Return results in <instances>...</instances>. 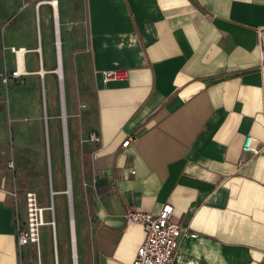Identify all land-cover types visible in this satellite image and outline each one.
<instances>
[{"label": "crops", "instance_id": "1", "mask_svg": "<svg viewBox=\"0 0 264 264\" xmlns=\"http://www.w3.org/2000/svg\"><path fill=\"white\" fill-rule=\"evenodd\" d=\"M49 1L0 0V83L16 65L11 46L26 48L27 73L9 84L36 74L45 85L67 65L78 96L79 264H131L145 231L126 211L157 212L167 201L198 234L181 240L173 264H264V0ZM115 68L128 76L104 83L102 71ZM59 107L61 116L60 92ZM52 117L45 103L47 145ZM93 130L98 143L87 140ZM248 134L259 154L243 150ZM5 175L0 160V264L36 262L34 244L18 245L24 200Z\"/></svg>", "mask_w": 264, "mask_h": 264}, {"label": "rangeland", "instance_id": "2", "mask_svg": "<svg viewBox=\"0 0 264 264\" xmlns=\"http://www.w3.org/2000/svg\"><path fill=\"white\" fill-rule=\"evenodd\" d=\"M36 24V22H35ZM35 29V36H37ZM52 33V32H51ZM50 33V34H51ZM44 38H47L44 35ZM52 41V40H51ZM36 43V42H35ZM9 46H7L8 48ZM4 48V46H3ZM53 52L52 44H43V55ZM30 63L33 69L39 70L38 52L31 53ZM54 61L49 56L47 67L54 66ZM32 69V68H30ZM68 68L64 71V91L69 113L68 127L70 137V149L73 166L72 172L73 201L75 198V182L73 179L77 169L79 156L77 154L78 138L75 135V124L78 121L74 117V107L78 96L74 82L69 81L67 76ZM54 73V72H53ZM48 73L45 85L39 75L34 76L31 83L29 77L13 84L0 83L3 86L0 92V139L1 146V167L7 179H16L18 183V198H23L27 190H35L39 196L40 204L43 206L54 204V211H46V219H52L55 215V234L57 249H55L54 228L52 225H45L41 228V255L42 264H73L72 241L70 226V201L67 194L62 193L66 186L65 169V146L61 141V123L59 107L60 86L56 73ZM12 90V91H11ZM46 93V94H45ZM45 103L49 117V147L50 155L47 153V136L45 131ZM14 159L15 167L11 169L9 162ZM6 174V173H5ZM9 182V180H7ZM78 186L76 185V191ZM55 191V194H52ZM80 201V199H79ZM24 204V201H23ZM75 201L73 202L75 216ZM25 206V204H24ZM80 205L76 202V210ZM23 209V206H20ZM80 211L76 213L77 238L79 250L82 249L80 227ZM26 217V216H25ZM75 219V218H74ZM69 221V222H68ZM75 221V220H74ZM57 253V254H56ZM29 258L37 261L35 247L27 253ZM79 260V257H78Z\"/></svg>", "mask_w": 264, "mask_h": 264}, {"label": "built area", "instance_id": "3", "mask_svg": "<svg viewBox=\"0 0 264 264\" xmlns=\"http://www.w3.org/2000/svg\"><path fill=\"white\" fill-rule=\"evenodd\" d=\"M61 42L59 40V34L57 31L56 47L60 49ZM10 50L15 54L16 65L15 67L6 72L2 76V82L9 84L13 80L22 78L27 73L25 67V53L27 52L24 47L11 46ZM19 55H22V62L19 59ZM262 58L264 60V47L262 49ZM60 62V59H59ZM128 76L127 70L115 68L104 69L102 71V81L108 83L111 80H123ZM60 80V104L62 109V122L64 128V138L67 139L66 131V104L64 96V88L62 81V74L59 75ZM88 141L100 142L101 137L98 131H91L87 137ZM132 140L129 136L123 143V146H127ZM65 143V155L69 158V149ZM243 150L254 155L259 154L262 150L257 145V138L252 134H248L245 137L243 143ZM13 161L9 162V167H13ZM70 201V198H69ZM72 202V197H71ZM25 204V221L22 222L17 215V242L19 246L27 244H34L36 246L37 261L30 262L28 264H42L41 262V228L45 225H52L54 228V241L55 249H57V240L55 234V215L52 219H46V211H54V204L43 206L40 204V199L36 191L27 190L24 196ZM125 219L128 224L138 223L141 224L145 231V239L143 243L138 247L136 255L131 264H173L175 254L179 248L181 240L185 237H197V233L193 232L187 226H183L174 220V205L167 201L162 204L161 208L157 212L139 211L129 208L125 213ZM71 221V220H70ZM72 259L75 263L77 253L76 239L72 238ZM75 242V245L73 244ZM55 264H58L56 258Z\"/></svg>", "mask_w": 264, "mask_h": 264}, {"label": "bare ground", "instance_id": "4", "mask_svg": "<svg viewBox=\"0 0 264 264\" xmlns=\"http://www.w3.org/2000/svg\"><path fill=\"white\" fill-rule=\"evenodd\" d=\"M57 1L58 0H51V1H49L52 5H54L55 7L54 8H57ZM63 44V43H62ZM62 46V45H61ZM60 46V47H61ZM38 49V48H37ZM61 49V48H60ZM34 50V49H33ZM61 56V55H60ZM59 58V57H58ZM19 59H20V61L22 60V55H19ZM61 60V59H60ZM22 62V61H21ZM57 62V61H56ZM56 66H58V65H56ZM63 71H64V69H63V67L61 66V65H59L58 67H56L54 70H53V72L54 73H56V75H61V74H63ZM44 71H40L39 73H43ZM63 77V76H62ZM58 78V77H57ZM68 135V134H67ZM67 142V141H66ZM69 165H70V163H69ZM65 169H66V186H65V188H64V190L62 191V193H65V194H67V196L69 197V198H71L72 197V206H73V202L75 201H73V186H72V172H71V166H68L67 167V165H66V162H65ZM52 194H55V191H53V193ZM75 206V205H74ZM73 213H74V207H73ZM71 220V219H70ZM73 220V219H72ZM69 222V221H68ZM73 222V224H75L74 223V220L72 221ZM74 229H75V225H74ZM74 235H73V237L72 238H74V241H75V239H76V231L74 230ZM74 245H75V242L73 243ZM75 254H76V263L75 264H79V262H78V253H76L75 252ZM58 258V257H57Z\"/></svg>", "mask_w": 264, "mask_h": 264}, {"label": "water", "instance_id": "5", "mask_svg": "<svg viewBox=\"0 0 264 264\" xmlns=\"http://www.w3.org/2000/svg\"><path fill=\"white\" fill-rule=\"evenodd\" d=\"M47 147H48V157H49V155H50V154H49V145H47ZM65 157H66V165H67V167H68V166H70V165H69V162H70V161H69V158H68L67 155H65ZM70 216H71V221H70L71 234L74 235L73 232H74L75 229H74V224H73V222H72V221L74 220V213H73V206H72L71 198H70ZM72 219H73V220H72ZM75 263H76V261H75ZM75 263L73 262V264H75Z\"/></svg>", "mask_w": 264, "mask_h": 264}]
</instances>
